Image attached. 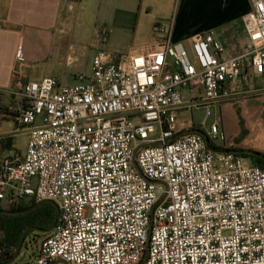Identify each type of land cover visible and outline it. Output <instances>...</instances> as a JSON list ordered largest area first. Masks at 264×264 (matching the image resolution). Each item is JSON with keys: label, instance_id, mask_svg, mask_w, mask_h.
Masks as SVG:
<instances>
[{"label": "built area", "instance_id": "built-area-1", "mask_svg": "<svg viewBox=\"0 0 264 264\" xmlns=\"http://www.w3.org/2000/svg\"><path fill=\"white\" fill-rule=\"evenodd\" d=\"M173 28L129 54L101 36L91 76L71 86L17 77L5 91L26 145L0 158V206L58 210L37 264H264V169L207 126L214 105L264 92V0L236 57L211 33L173 42ZM187 110L202 124L183 126ZM193 129L204 136L181 135Z\"/></svg>", "mask_w": 264, "mask_h": 264}, {"label": "crops", "instance_id": "crops-1", "mask_svg": "<svg viewBox=\"0 0 264 264\" xmlns=\"http://www.w3.org/2000/svg\"><path fill=\"white\" fill-rule=\"evenodd\" d=\"M252 10L253 0H0V119L11 127L0 132L5 136L0 158L8 142L16 149L18 134L26 135L15 133L16 105L5 91L17 77H55L44 67L53 51L65 48L68 36L81 45L99 34H132L123 45L129 54L151 45L159 36L155 27L172 20L173 42L189 47L196 35L211 33L226 57H236L245 41L243 19Z\"/></svg>", "mask_w": 264, "mask_h": 264}, {"label": "rangeland", "instance_id": "rangeland-1", "mask_svg": "<svg viewBox=\"0 0 264 264\" xmlns=\"http://www.w3.org/2000/svg\"><path fill=\"white\" fill-rule=\"evenodd\" d=\"M101 36L102 34L94 36L92 43L86 40L88 44H85L86 42L82 41L81 45L76 40V36H68V43L65 48L57 49L51 53L52 58L44 67L47 73L55 75V78L59 79L62 85L68 86L75 84L74 76H91L92 60L96 50L94 44L99 42ZM107 37L108 41L105 48L119 54L128 53L123 45H128L134 38L132 34H126V36L112 34L110 37L107 35ZM253 85L256 88L260 87L258 80ZM210 111L211 116L207 119V126L215 120L219 122V138L216 142L218 147L237 151H253L264 155V92L239 96L227 104L214 105ZM204 119V110H187L179 115V121L183 126L189 124L199 126ZM9 127L10 124H5L0 119V132ZM25 145V136L18 134L15 144L16 150L19 153H24ZM45 236L36 232H29L22 244L18 258L12 264H37L40 247Z\"/></svg>", "mask_w": 264, "mask_h": 264}, {"label": "trees", "instance_id": "trees-1", "mask_svg": "<svg viewBox=\"0 0 264 264\" xmlns=\"http://www.w3.org/2000/svg\"><path fill=\"white\" fill-rule=\"evenodd\" d=\"M12 142L7 143V149L12 148ZM251 161L252 166L264 169V160L255 156L241 155ZM38 206V203L28 202L20 205L3 208L0 212L8 211L12 213L26 211ZM57 217V206L44 204L34 211L24 215H0V248L4 250L0 254V264L8 263L15 255L22 234L29 228H35L42 232L48 231ZM33 232V231H32ZM34 233V232H33ZM31 234V233H30ZM29 234V235H30Z\"/></svg>", "mask_w": 264, "mask_h": 264}, {"label": "water", "instance_id": "water-1", "mask_svg": "<svg viewBox=\"0 0 264 264\" xmlns=\"http://www.w3.org/2000/svg\"><path fill=\"white\" fill-rule=\"evenodd\" d=\"M188 133H197V134H200V135L204 136V134H203L201 131H195V130H194V131L183 132L181 135H185V134H188ZM206 142H207V140H206ZM231 153H235V154H238V155H249V156H255V157H258V158H261V159L264 160V155H262V154H260V153H258V152H253V151H231ZM44 204H52V205H54V204L51 203V202H42V203H39L38 206L33 207V208H31V209H28V210H26V211L17 212V213H12V212H8V211H3V212H0V215H24V214H27V213H30V212L34 211L37 207H39V206H41V205H44ZM57 217H58V210H57ZM57 217H56V219H57ZM55 223H56V220L54 221V223H53V225L51 226V228H50L48 231H46V232H42V231L37 230V229H35V228H29V229H27V230L22 234V237H21V239H20V241H19L18 247H17V249H16V251H15V255H14V257H13L8 263H6V264H12V263L18 258V256H19V252H20V249H21V247H22V244H23V242H24V240H25L26 235H27L29 232H32V231H33V232H36V233H39V234H43V235H45V234H47V233H49V232L52 231V229H53Z\"/></svg>", "mask_w": 264, "mask_h": 264}, {"label": "flooded vegetation", "instance_id": "flooded-vegetation-1", "mask_svg": "<svg viewBox=\"0 0 264 264\" xmlns=\"http://www.w3.org/2000/svg\"><path fill=\"white\" fill-rule=\"evenodd\" d=\"M194 130H195V131H199V130H197V129H193V130H191V131H194Z\"/></svg>", "mask_w": 264, "mask_h": 264}]
</instances>
